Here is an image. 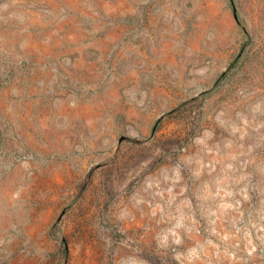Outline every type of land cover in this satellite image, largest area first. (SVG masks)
Returning a JSON list of instances; mask_svg holds the SVG:
<instances>
[{"label":"rangeland","instance_id":"374dc122","mask_svg":"<svg viewBox=\"0 0 264 264\" xmlns=\"http://www.w3.org/2000/svg\"><path fill=\"white\" fill-rule=\"evenodd\" d=\"M0 264H264V0H0Z\"/></svg>","mask_w":264,"mask_h":264},{"label":"water","instance_id":"95a60500","mask_svg":"<svg viewBox=\"0 0 264 264\" xmlns=\"http://www.w3.org/2000/svg\"><path fill=\"white\" fill-rule=\"evenodd\" d=\"M119 139H120V140L123 139V136H121Z\"/></svg>","mask_w":264,"mask_h":264}]
</instances>
